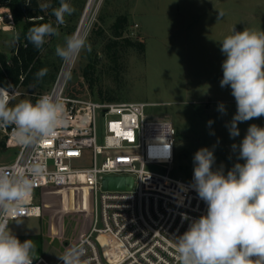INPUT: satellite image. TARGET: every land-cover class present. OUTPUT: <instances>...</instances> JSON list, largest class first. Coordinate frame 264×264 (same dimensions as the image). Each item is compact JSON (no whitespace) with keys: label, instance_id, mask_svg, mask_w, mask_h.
Here are the masks:
<instances>
[{"label":"rangeland","instance_id":"rangeland-1","mask_svg":"<svg viewBox=\"0 0 264 264\" xmlns=\"http://www.w3.org/2000/svg\"><path fill=\"white\" fill-rule=\"evenodd\" d=\"M89 2L81 34L87 35L91 52L82 51L75 60L66 94L101 102L158 104L147 108V113L174 123L177 159L171 175L183 181L193 184L194 155L201 148L213 151V171L222 169L227 175L236 163H245L239 159V148L232 146L241 143L251 124L264 127V116L239 122V135L230 136L237 104L231 87L220 85L226 59L220 42L232 34L233 27L240 32L245 28L264 31V0H67L75 11L65 15L63 25L57 26L52 18L59 35L47 38L42 61L61 65L55 48L77 32ZM41 3L49 4V0ZM14 35L0 30V47L9 58L16 54ZM88 66L94 71L90 80L84 77ZM56 77L57 73L52 82L32 91L21 86L24 94L9 106L47 92ZM221 103L224 113L219 111ZM15 154V149H4L0 143V163L12 162ZM62 190L54 193L53 207L43 216L8 225L21 242L34 241V258L57 260L67 249L65 243L73 245L89 230L92 189ZM40 200L39 196L35 203Z\"/></svg>","mask_w":264,"mask_h":264},{"label":"built area","instance_id":"built-area-1","mask_svg":"<svg viewBox=\"0 0 264 264\" xmlns=\"http://www.w3.org/2000/svg\"><path fill=\"white\" fill-rule=\"evenodd\" d=\"M0 30L16 34L10 11L0 9ZM74 63L62 61L52 87L31 100L35 103L41 95L51 94L65 104L67 123L48 141L19 145L13 126L0 128L3 148L16 150L14 160L0 163V168L26 167L35 160L46 166V175L35 183L21 218L42 215L43 203L35 201L45 188L88 187L94 204L89 230L73 245L66 243L67 248L86 242L87 264H180L175 239L206 214L207 204L192 183L171 175L177 159L174 123L147 113V108L158 104L68 96L65 73L72 72ZM9 84L14 89L11 104L24 91L20 84ZM108 176L131 177L133 186L104 189L102 182ZM33 264L63 262L39 256Z\"/></svg>","mask_w":264,"mask_h":264},{"label":"clouds","instance_id":"clouds-1","mask_svg":"<svg viewBox=\"0 0 264 264\" xmlns=\"http://www.w3.org/2000/svg\"><path fill=\"white\" fill-rule=\"evenodd\" d=\"M49 7L41 5L42 10ZM74 11L61 0L60 6L52 9L56 25H63L65 15ZM56 35L58 27L42 23L30 27L26 39L39 50L47 38ZM18 39L16 33L13 40ZM220 43L226 56L220 85L230 86L236 100L237 112L229 127L230 136L236 137L239 122L264 116V31L232 30ZM85 50L91 52L87 35L76 32L65 38L63 46H56L55 54L70 65ZM47 72V68L40 69L35 74L37 80ZM65 78L70 79L71 73H65ZM13 98V85L0 87V128L13 126V137L19 145L43 144L67 123L65 104L58 97L43 94L35 103L25 99L9 106ZM219 111H226L223 103ZM232 147L239 148V159L245 163H236L227 175L222 169L212 170V150L201 148L194 155L193 186L207 204V212L175 239L180 264H264V127L251 124L241 143ZM44 175L46 166L40 160L26 167L0 168V264H33L34 241L21 242L8 225L12 220L22 222L34 185ZM85 243L67 248L58 259L63 264H87L83 259Z\"/></svg>","mask_w":264,"mask_h":264},{"label":"trees","instance_id":"trees-1","mask_svg":"<svg viewBox=\"0 0 264 264\" xmlns=\"http://www.w3.org/2000/svg\"><path fill=\"white\" fill-rule=\"evenodd\" d=\"M67 0H65L66 2ZM42 0H0V8L7 7L13 16L16 24V33H19L18 50L12 58L7 57L3 53L0 54V84L8 85L9 82L14 85L30 89L41 88L45 83H50L55 78L60 64H47L41 59V50L34 47L26 39L28 29L42 23H51L55 26L52 20L53 8L60 6L61 0H49V9H41ZM44 47V46H43ZM114 59L113 61H115ZM47 68V74L37 80L36 73L42 69ZM90 73H94L90 66L84 70V77L90 80ZM24 75V80L20 81V76Z\"/></svg>","mask_w":264,"mask_h":264},{"label":"water","instance_id":"water-1","mask_svg":"<svg viewBox=\"0 0 264 264\" xmlns=\"http://www.w3.org/2000/svg\"><path fill=\"white\" fill-rule=\"evenodd\" d=\"M234 32H240L237 27H233ZM220 78H223V73H220ZM133 178L120 177V176H108L104 177L102 186L104 189H131L133 186Z\"/></svg>","mask_w":264,"mask_h":264},{"label":"crops","instance_id":"crops-1","mask_svg":"<svg viewBox=\"0 0 264 264\" xmlns=\"http://www.w3.org/2000/svg\"><path fill=\"white\" fill-rule=\"evenodd\" d=\"M63 191L62 189H56V188H45L43 189L41 192H40V198H41V201H42V205H43V212L42 214H44V211H49L50 208L53 207L52 205V202H51V198L53 197L54 193L57 192V191ZM92 213L89 212V219H92V216H91ZM43 216V215H41ZM91 223V222H90ZM90 226V225H89ZM89 226H88V229H89ZM88 231V230H87ZM86 231V233H87ZM85 233V234H86ZM81 239V238H80ZM79 239V240H80ZM78 241V240H77ZM66 244V243H65Z\"/></svg>","mask_w":264,"mask_h":264},{"label":"bare ground","instance_id":"bare-ground-1","mask_svg":"<svg viewBox=\"0 0 264 264\" xmlns=\"http://www.w3.org/2000/svg\"><path fill=\"white\" fill-rule=\"evenodd\" d=\"M90 6H91V2H89L88 9H87V11H86V13H85V15H84V18H83V20H82V22H81V24H80V26H79V28H78V30H77L78 33H81L82 30H83V28H84V21H85V19H86V15H87V12H88Z\"/></svg>","mask_w":264,"mask_h":264}]
</instances>
